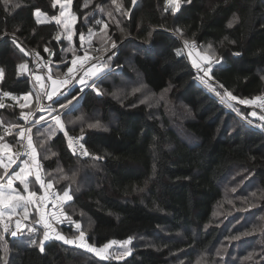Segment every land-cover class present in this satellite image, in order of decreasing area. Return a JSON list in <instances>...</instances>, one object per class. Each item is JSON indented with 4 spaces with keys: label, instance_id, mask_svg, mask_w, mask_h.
<instances>
[{
    "label": "trees",
    "instance_id": "16d2710c",
    "mask_svg": "<svg viewBox=\"0 0 264 264\" xmlns=\"http://www.w3.org/2000/svg\"><path fill=\"white\" fill-rule=\"evenodd\" d=\"M106 1L71 0L75 44L81 33L94 28L92 21L102 14L99 9ZM119 1L124 35L107 23L117 46L99 55L103 63L110 60L109 68L120 67L102 76L78 101L86 114L96 111L104 124L109 122L107 128L71 122L65 111L64 132H55L52 121L33 127L30 139L46 182L73 197L64 206L63 219L55 222L56 230L74 238L72 222L66 223L70 219L81 223L89 245L99 248L131 239L132 252L122 260H100L56 239L45 241L41 252L44 232L38 226L41 232L26 241L0 233V264H169L175 256L192 259V251L212 254L230 235L214 223V213L223 198L220 182L234 168L250 171L264 206V126L246 125L198 85L193 80L196 67L183 48L185 41L202 51L211 45L216 64L207 78L220 91L238 99L264 94V0H179L176 11L165 0ZM37 10L51 18L58 14L53 0H0V93L30 90L26 71L19 69L25 63L29 67L30 51L43 55L46 48L52 49L54 74L61 75L68 67L65 41L57 39L59 25L38 22ZM131 70L137 71L147 90H168L173 104L190 111V119L183 123L194 138L190 143L178 136L162 108L155 114L138 102L137 93L130 94L132 88L112 96L120 74L129 77ZM235 103L248 120L251 108ZM4 120L10 122L8 128L21 124V110L11 103L0 108V143L16 150V134L1 131ZM65 132L79 136L88 155L76 156ZM83 177L89 181L84 183ZM28 184L29 191L41 192L35 178ZM32 211L35 214L33 206ZM2 225L0 220V229ZM177 233L185 240H174Z\"/></svg>",
    "mask_w": 264,
    "mask_h": 264
},
{
    "label": "rangeland",
    "instance_id": "374dc122",
    "mask_svg": "<svg viewBox=\"0 0 264 264\" xmlns=\"http://www.w3.org/2000/svg\"><path fill=\"white\" fill-rule=\"evenodd\" d=\"M53 3L54 5L58 7V14L54 17L59 18L61 21V23L58 24L60 27V30L57 35V39H63L65 41L62 47H63V55L66 57L65 62L67 61L68 65H69V60L73 58L78 59L82 57L84 54H92V55L106 54L107 55L109 52H112L111 49H114V48L111 45L114 41L112 40L111 36L108 34V27H104V25H107V23L112 24L114 28L116 29V31H118L121 35H124V33L121 30L123 11L121 9V2L119 0H107L106 2L103 3L102 8L99 9L101 10L102 14L94 18L95 20L92 21L94 28L87 30L86 33H83L85 37L83 41L80 40V36H79V42L77 44L74 43V32H75L74 27H75L76 21L73 24H71L69 29H66L64 27V24L68 23V17L70 16L76 17L71 11V3L69 4L68 0H53ZM61 5H63V7H61ZM167 5L168 7L170 6L173 10V8L175 7V0L173 4H166V6ZM61 11L65 12L64 17L60 16ZM36 12L37 11H35V17L38 22L45 23V22L53 21L56 23L55 19L48 17L47 15L41 12H39V15H36ZM97 20L100 21L99 24L96 23ZM69 34H71L73 37L72 41H69L67 39V36ZM184 45H186L185 42H183V48H184ZM208 49L209 48H207L206 50ZM206 50H203V51L198 50L197 55H196V57L202 62V67H207V65L204 63L201 57L205 54L211 56L210 53H212V51L206 52ZM109 63H110V60L104 62L103 67L101 66L102 71L106 72L105 70L109 69V65H110ZM215 64H216V59L214 58L212 60V68L214 67ZM57 74L58 73L56 74L53 73L54 79L60 77ZM120 76L122 77L120 79V85H118V87L112 92L113 97H117V96L119 97L121 96L122 91H124L127 88H130V89L132 88L130 94L137 93L138 102L146 103L147 106L155 114H157L156 113L157 109L158 110L161 108L163 109L166 117L170 121L172 128L177 132L179 137L186 140L188 143H190L192 139H194L183 127V123L190 119V115H189L190 111H188V109L182 106L181 104H173L168 98V90H164L160 93H154L152 91L147 90L145 85L141 83L142 78L137 73V71H132L129 77H126L125 75H121V74ZM205 77L207 81L206 83L207 86L203 87L199 83L198 85H200L204 90H206L208 93L214 96L224 108L235 113L242 122H244L246 125L250 127L257 129L259 128L258 125L264 126V121H263L264 118H262L264 117V115L262 114V112L257 111L252 106H249L251 108V111L249 114L250 116H248V120L245 119L239 114L236 103H235L242 99H237V100L229 99L225 95V93L228 91H220L217 85H215L214 83L208 80L207 78L208 76H205ZM57 84L58 85L54 87L56 89L57 94L66 92L68 90H71V91L77 90L75 94L78 98H80L78 94L81 91L82 85L80 87L67 86L64 88V87H61L59 82H57ZM49 88L50 87L47 86V91H46L47 94L53 90ZM44 89H43V92H44ZM261 96H264V94L258 97L261 98ZM256 98L251 99L250 101L257 102L258 100H256ZM28 110H32V108H29ZM74 111L78 112V114L75 117L72 116ZM253 112L256 113L255 116L251 115V113ZM66 115H68V117H71V122L77 121L81 125H85V127H89V125L91 124V125H96V126L90 127V128H97V129L102 128L103 129V128H107L109 124V122L104 124L101 121L100 114L96 111L91 112L90 114H86L84 111L81 110L79 102L75 104V107L72 108L70 112L67 111V113L64 116ZM110 122H113L112 117L110 118ZM52 123L56 127L55 132L61 131L60 126L55 123V120H53ZM61 123L65 125L64 118H62ZM2 124L6 126H10V122L6 120L2 121ZM80 128H83V127H80ZM61 132H64V131H61ZM22 166H23V161L21 165L19 166V168ZM17 171H19V169H15L11 174H9L5 178V182L0 183V185L4 186V190H8V191L11 190L8 187V180ZM62 177H64V174L62 175ZM82 180L84 183L89 181L87 177H83ZM15 181L16 180H13L12 187L15 188L17 191H19V188H17ZM220 186L223 192V198H222V202L215 209L214 223L218 225V227L222 228L221 229L222 232L227 231V233L230 235L227 237H223L221 239V242L214 249V251H212V254L210 253L202 254V253L192 251L193 253L192 259L187 258V256L186 258H184L183 256H180V257L175 256V258L177 259L172 258L169 264H264V206L262 205L263 195L261 192H258L259 189L257 188L256 182L252 174L250 173V171L246 169L244 170L242 168H234L231 171V174L229 176H225V178L221 180ZM19 192L22 195H27V193L25 192H22V191H19ZM7 215L8 213L5 214V217ZM14 215L21 216V215H18L17 210ZM21 221L22 220H20L19 223H21ZM6 222H4L3 225L1 226L0 233L9 234L12 237L11 233L18 229L16 226H14L12 221L11 222L6 221ZM76 224L74 228L77 234L75 235L74 239L79 237L80 232H81V223H79L80 224L79 229L76 228ZM20 225H21V228L24 227V230L19 231L18 236L22 237L19 240L26 241V239H30L29 235H36L37 233L41 232L36 227L29 228L28 226H26V224L25 225L20 224ZM173 239L183 241L184 239L183 234L177 233L173 235ZM42 240H43V237H42ZM113 241H115L116 243L111 244V247L108 248L107 254H106L107 258L105 260H122L131 254L132 244H133L131 242V239H130V243H128L127 245H124L123 242L128 241V240H124V241L113 240ZM111 242L112 241L106 244H110ZM1 247L6 256V245L1 243ZM129 249H130L129 255L123 256L120 259L116 258V255L118 253L129 250ZM93 255H94V258L100 259L95 253H93ZM100 260H104V259H100Z\"/></svg>",
    "mask_w": 264,
    "mask_h": 264
},
{
    "label": "built area",
    "instance_id": "2783aa9c",
    "mask_svg": "<svg viewBox=\"0 0 264 264\" xmlns=\"http://www.w3.org/2000/svg\"><path fill=\"white\" fill-rule=\"evenodd\" d=\"M184 49L188 57L193 62L194 60L202 66V62L196 57L198 52V45L194 42H188L187 45H184ZM50 51L45 52L43 55H40L36 52L31 51L30 52V65L26 69V75L29 80L30 84V90L25 93H19V94H11L5 95V93H0V105H3L0 108H3L7 103L13 104L16 108L21 110V114L28 116V121L26 122L24 119L21 124H18L17 126H14L12 128H8L7 126H1V131H5L6 134H11L14 132L16 134V139L18 143V149L11 150V152H5L2 153V157L6 161V165L9 164V157H11L12 160L15 161L14 164H11V166L7 167V170L5 171V174L2 178H0V183L5 180V178L11 174L15 169H19V166L21 165L22 161L29 160V164L31 167L36 168V163H33L31 160V152L32 149L28 147V142L30 139L31 129L33 127H37L39 125L46 124L48 122L53 121V116L55 113L49 114L48 112V106L51 104L50 102H46L47 97L45 98V95L43 93L45 82L48 80H53V73L52 68L54 65L53 56L54 51L52 49H49ZM84 54L80 58H73L76 60V64L73 65L72 61L73 59L69 60L68 67L62 72L60 77L57 78V81L60 83L61 87H67V86H77L80 87L81 84L78 83V80L83 75L84 69L90 68V66L94 65L96 67H103V60H101L99 54H87V58H85ZM72 67L73 72L70 74L68 73V68ZM119 68V66H113L112 68H109L104 71H100L96 74V76H89L87 77V80L89 83H97L98 80L102 78L105 74ZM197 69V68H196ZM39 76L40 80H37L36 77ZM72 76L74 78L69 79V77ZM67 80L68 83L64 84V81ZM193 80L198 84H200L203 87H206L207 84L204 82L206 81V77L204 74L198 69L196 70V74L193 76ZM205 83V84H203ZM91 88H84L83 85L81 87V91L79 92V96H81L85 91ZM210 91V90H209ZM24 95H28L29 99L25 101L23 99ZM12 96H15L16 99H12ZM242 100H251V99H242ZM264 103V96H261V99L258 100L256 103L251 104H243L246 106H252L257 111L262 112L264 115V107L261 106V104ZM21 105H24L21 107ZM29 108H32V110H28ZM24 111V112H23ZM66 110L61 109L60 112L63 114ZM41 117H44V119H41ZM24 132V137L21 139L20 132ZM66 133V139L69 144V140H72L73 143L69 147L71 150L73 148L76 149L75 155L78 157L86 156L84 155L85 149H80L79 145L82 144L81 138L75 134L65 132ZM73 152V150H72ZM39 164V171L40 175L42 177V180L45 184H47L45 175L43 173V165L42 163ZM30 167V168H31ZM39 183V182H38ZM49 192L52 194L50 200L43 201V205L45 206H39V201L36 204H33V207L38 211L39 213L44 211H49L50 214L55 212L56 215L62 216L64 214V206L67 203L66 201L58 202L56 200V194L62 195L61 192L58 190L52 188L49 190ZM38 198L43 196V190L41 189V192L37 193ZM25 225V222L22 223Z\"/></svg>",
    "mask_w": 264,
    "mask_h": 264
},
{
    "label": "snow or ice",
    "instance_id": "6c2138e0",
    "mask_svg": "<svg viewBox=\"0 0 264 264\" xmlns=\"http://www.w3.org/2000/svg\"><path fill=\"white\" fill-rule=\"evenodd\" d=\"M174 0H165L166 4H173ZM68 3H71V0H68ZM133 4H135V0H133ZM61 7H63V5H61ZM179 7V0H175V7L173 8V11L178 10ZM36 15H39V10H37ZM60 16L64 17L65 16V12L61 11L60 12ZM53 19L56 20V23L59 24L61 23L60 19L57 17H53ZM76 21V17L74 16H70L68 17V23L64 24V27L66 29H69L71 24H73ZM97 24L100 23L99 20L96 21ZM104 27H107V25H104ZM91 35V33H90ZM90 38V37H89ZM67 39L69 41H72L73 37L71 34H69L67 36ZM85 39L84 34L81 33L80 34V40L83 41ZM187 41H185V44L187 45ZM113 48L116 47L115 42L112 43L111 45ZM17 47L20 48L21 52H24V54L27 56L29 55L28 52L25 51V49H23L22 47H20L17 44ZM46 52L50 51L49 49H45ZM207 51H211V45H209V49L206 50ZM85 58H87V54L85 55ZM215 58V52L212 51V56H209L207 54L203 55L201 57V59L204 61V63L207 65V67H202L200 64L196 63V61H193L194 66L198 69V71L202 72L204 74V76H211L213 69H212V60ZM72 64L75 65L76 64V60L73 59ZM28 67V65L25 64H21L19 66V69L21 71L26 70ZM102 71V68L100 67H96L94 65L90 66V68L84 69L83 71V75L80 77V79L78 80V83L83 85L84 88H96L95 83H89L87 80V77L89 76H96V74L98 72ZM73 72V68L69 67L68 68V73H72ZM3 78V73L0 72V79ZM74 77L70 76L69 79H72ZM37 80H40V77L37 76L36 77ZM56 81H53V84H55ZM68 81L65 80L64 84H67ZM205 83H207V81H205ZM5 95H9L8 93H5ZM225 95L231 99V100H237L238 98L233 96L230 92H226ZM56 97V99H53V97ZM12 99H16L15 96H12ZM23 99L25 101H27L29 99L28 95H24ZM47 99L49 101H51V104L48 106V112L49 114L55 113V115L53 116V119L55 120V123L57 125L60 126L61 131H64V125L61 123L62 120V114L60 112L61 109L66 110L68 112H70L72 110V108L75 107V104L78 103V97L76 96L75 92L68 90L66 92H62L57 94L56 89L53 88V90L47 94ZM260 97H257L256 100H260ZM239 103L242 104H251V103H255L256 101H250V100H239ZM3 105H0V107H2ZM24 105H21V107H23ZM262 107H264V103L261 104ZM251 115L255 116L256 113L253 112L251 113ZM22 118L27 122L28 121V116L27 115H23L22 114ZM264 118V117H262ZM41 119H44V117H41ZM96 125H89V127H95ZM66 135V133H65ZM20 137L21 139H23L24 137V132L21 131L20 132ZM73 143L72 140H69V145L71 146ZM28 147L30 149H32L31 152V160L33 161V163H36V151L34 148H32V142L31 139H29L28 142ZM80 149L84 148L83 144L79 145ZM73 153L75 154L76 149L73 148ZM5 152H11V148L9 147V145L4 144L3 146H0V154L5 153ZM84 155H88V153L85 151ZM15 161L11 159V157H9V164L7 166L3 165V161L0 160V166H4L5 169L7 170V167L11 166V164H14ZM30 164H29V160H24L23 161V166L19 168V171L15 172L13 174V176L11 178H9L8 180V187L9 189H11L10 191L6 192L4 190V186L0 185V217L4 216L6 213L3 211L4 209H9V219L11 218V215L15 214L17 208L23 209L24 211V217L25 219H27L28 217V207L31 204H36L39 201V206H45L43 205V201L46 200H50L51 198V193L49 192L50 189L53 188V184L52 183H47L45 184L44 181L42 180V177L40 175V171H39V164L36 163V175H35V180L37 182H39V186L40 188L43 190V196L38 198V194L36 191H29V184L27 183L28 180V176L31 174L30 172ZM13 180H18L22 185H23V189L24 192L27 193V195H22L19 191H17L15 188L12 187L13 185ZM56 200L58 202L61 201H70L73 199L72 195H70L69 191H65L63 192L62 195L60 194H56ZM52 217L56 220H59L60 217L56 216L55 212L52 213ZM40 220L43 222V227L45 229L44 233H43V240L41 241V247H40V251L43 252L44 251V247H43V243L44 241H48L50 238H54L56 240H60L63 241L65 244H72L75 243L72 240H68L66 239L62 234L56 233L54 236H50V232L49 229L51 228V224L50 222L45 219V216L42 214L40 217ZM17 229H19L21 227L20 223L17 222L16 224ZM76 228L79 229L80 228V224L77 223L76 224ZM31 231V229H30ZM12 236H16L17 233L15 231H13ZM80 244L79 247L85 248L87 251L89 252H93L95 253L100 259H106L107 258V250L108 248L111 247V244H115V241H112L110 244H105L104 246L100 247V248H96L94 246L89 245L86 240H85V233L83 231L80 232ZM128 243H130V239L128 241H124L123 244L127 245ZM130 254V249L120 252L116 255L117 259H120L123 256L129 255ZM219 254V253H218Z\"/></svg>",
    "mask_w": 264,
    "mask_h": 264
},
{
    "label": "crops",
    "instance_id": "0c3cea01",
    "mask_svg": "<svg viewBox=\"0 0 264 264\" xmlns=\"http://www.w3.org/2000/svg\"><path fill=\"white\" fill-rule=\"evenodd\" d=\"M26 71V70H25ZM60 76V75H59ZM53 81H56V83L55 84H53ZM57 78L56 79H53V80H50V81H48V84L49 85H47L48 87H50L51 89H53L56 85H58L57 84ZM49 88V89H50ZM49 92H50V90H49ZM217 95V94H216ZM4 145V143H0V146H3ZM7 145H9V144H7ZM10 148H11V146H9ZM11 150H12V148H11ZM0 160H2L3 161V165H5V166H7L6 165V161H5V159L2 157V154H0ZM0 170L2 171V174H0V178H2L3 176H4V174H5V171H6V169H5V167L4 166H0ZM30 172H31V174L28 176V180H27V183L31 180V179H33V178H35V175H36V168L35 167H31L30 168ZM1 173V172H0ZM15 183H17L18 184V186H17V188H19V191H22V192H24V189H23V185L18 181V180H16L15 181ZM6 192H8V190H5ZM63 194V193H62ZM66 202H68V201H66ZM32 206H33V204H32ZM32 206L31 205H29V207H28V217H27V219H25V217H24V211H23V209H20V208H17V211H18V215H21V216H15L14 214L13 215H11V218L9 219V216L7 215L6 217H5V215L4 216H2V217H0V220L2 221V223H4V222H6V221H12L13 222V224H14V226H16V224H17V222H20V220H22L21 221V223L20 224H22L23 222H25V224H26V226H28L29 228H34V226L35 227H38L39 226V228L40 227H42V229H43V232L45 231V229H44V227H43V222L40 220V217H41V215L43 214L44 216H45V219H47L49 222H50V224H51V228L49 229V232H50V236H54L56 233H59V234H62L61 232H59L58 230H56V228H55V222H57L58 220H56V219H54L53 217H52V214H50V212L49 211H44V212H41V213H39L38 211H36V209H35V214L34 213H32L33 211H32ZM5 213H9V209H4L3 210ZM59 217H61V219H63V216H59ZM3 220H4V222H3ZM53 222H54V224H53ZM70 222H72V225H73V227L75 226V224H76V222L75 221H72V220H68L67 219V221H66V223H70ZM7 223V222H6ZM23 231L24 230V227L23 228H19L18 230H15V232L17 233V235L19 234V231ZM27 232V231H26ZM27 234V233H26ZM64 237H65V235L64 234H62ZM66 238V237H65ZM50 239H54V238H50ZM66 239H68V240H72V241H74L75 243H72V244H70V245H75V246H78L79 247V244H80V239H79V237H77V238H66ZM58 241H60V240H58ZM45 242V241H44ZM60 242H63V241H60ZM64 243V242H63ZM80 248H82V247H80ZM82 249H84V250H86L85 248H82ZM89 252V251H88ZM92 253V252H91ZM93 254V253H92Z\"/></svg>",
    "mask_w": 264,
    "mask_h": 264
},
{
    "label": "bare ground",
    "instance_id": "6f19581e",
    "mask_svg": "<svg viewBox=\"0 0 264 264\" xmlns=\"http://www.w3.org/2000/svg\"><path fill=\"white\" fill-rule=\"evenodd\" d=\"M228 105V104H227Z\"/></svg>",
    "mask_w": 264,
    "mask_h": 264
}]
</instances>
